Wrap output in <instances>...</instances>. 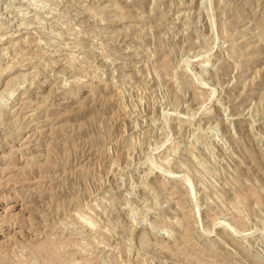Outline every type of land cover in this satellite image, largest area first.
<instances>
[{"label":"rangeland","instance_id":"rangeland-1","mask_svg":"<svg viewBox=\"0 0 264 264\" xmlns=\"http://www.w3.org/2000/svg\"><path fill=\"white\" fill-rule=\"evenodd\" d=\"M0 264H264V0H0Z\"/></svg>","mask_w":264,"mask_h":264}]
</instances>
